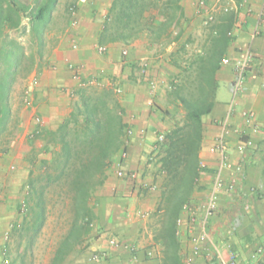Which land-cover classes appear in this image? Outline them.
Here are the masks:
<instances>
[{"label": "crops", "instance_id": "1", "mask_svg": "<svg viewBox=\"0 0 264 264\" xmlns=\"http://www.w3.org/2000/svg\"><path fill=\"white\" fill-rule=\"evenodd\" d=\"M112 1L59 0L46 32V48L39 67L14 87L12 106L17 136L9 152L0 158V168H5L8 161L15 162L20 171L17 185L21 186L13 182L12 185L24 192L30 172L41 167L42 160L52 157L51 153L43 151L44 143L35 138L34 133L39 129L58 127L70 113L74 92L80 86L113 87L123 106L125 121L133 129L125 166L139 171L141 180L155 183L158 188L143 189L112 174L98 193L101 204L97 211L103 229L90 248L72 252L65 264H164V248L155 240L159 227L155 212L164 176L158 172L155 163L147 161V157L153 151L157 133L169 127L148 105L149 78L157 68L153 55L163 50L170 55L178 47L176 43L165 48L151 46L146 37L130 43L101 44L100 34ZM207 1L210 6L218 7L216 21L208 24L211 26L209 35L222 17L234 14V40L226 57L228 63L223 62L216 75L219 88L214 108L204 118L205 136L200 152L204 170L199 178L202 188L195 194L196 219L183 212V222L178 229L182 260L184 264L186 254L194 246V238L203 237L202 252L196 264H227L232 253L236 255L237 264H264V258L255 254L264 239V18L258 19L262 0H241L238 11L230 13L219 8L225 0ZM183 5L187 19L184 38L192 34L194 25L198 28L200 24H207L204 16L197 13V0H183ZM71 6L77 8V24L73 23L69 13ZM249 7L253 9L252 13H248ZM100 45L107 46V50L100 52ZM205 45L206 41L201 52ZM145 61L148 67L144 73ZM70 63L79 68L78 75L70 68ZM240 77L242 82L237 87ZM27 89H30L32 105L24 100ZM117 89L121 91L117 92ZM244 111L254 112L251 123L246 121ZM38 116L43 121L42 126L37 123ZM224 125L229 128L226 154L231 168L222 167L223 157L219 151H211L222 135ZM253 126L258 128L257 133L252 132ZM248 136L253 138L254 145L242 150L243 140ZM238 165L240 169H237ZM218 176L226 182L236 178V187L219 192L218 208L205 224L207 199ZM139 210L149 216H139ZM0 211L4 212V209ZM6 212L7 217L0 220V264H22L26 239L7 236L22 214L18 210L14 214L13 209ZM46 226L26 254V264H49L53 258L62 232L45 240ZM114 237L119 241L117 245L110 243ZM18 243L21 244L19 250L16 248ZM6 248L10 263L4 262ZM149 251L153 254L149 255ZM95 253L106 256L98 261L91 260Z\"/></svg>", "mask_w": 264, "mask_h": 264}, {"label": "trees", "instance_id": "2", "mask_svg": "<svg viewBox=\"0 0 264 264\" xmlns=\"http://www.w3.org/2000/svg\"><path fill=\"white\" fill-rule=\"evenodd\" d=\"M58 3L0 0V158L9 152L17 129L12 106L14 87L39 67L46 32ZM233 15L222 17L220 24L212 28L204 51L182 64L174 56L186 48L182 42L187 22L183 0H113L100 34L101 44L130 43L146 37L151 46L165 48L176 43L178 47L170 58L181 69V80L172 83L170 103L183 109L184 115H172L174 124L157 133L159 147L154 162L164 176L155 212L159 224L155 240L164 248V264H183L178 222L186 204L192 209L198 207L195 194L202 188L199 178L204 170L200 161L204 118L214 108L219 88L216 75L234 40L229 35ZM152 108L157 111L159 107ZM128 127L113 87L82 85L75 90L71 111L58 127L34 133L43 141V151L52 157L30 172L18 204L22 217L7 235L26 239L22 264H26V254L55 209L59 210L57 217L64 232L49 264H65L72 252L92 246L103 229L97 211L101 204L98 193L112 174L117 175L118 166L126 172L124 179L142 188L120 157L127 149ZM161 134L163 141L158 140ZM20 246L18 243L17 250ZM5 255L4 262L10 263L7 248Z\"/></svg>", "mask_w": 264, "mask_h": 264}, {"label": "built area", "instance_id": "3", "mask_svg": "<svg viewBox=\"0 0 264 264\" xmlns=\"http://www.w3.org/2000/svg\"><path fill=\"white\" fill-rule=\"evenodd\" d=\"M225 1H226V3L223 4L221 7H219L225 13L237 12L238 9H239L240 4L242 2L241 0H225ZM217 8L218 7H216V6L215 7L214 6H210L207 0H197V13L204 16V23L207 24V25L213 23L216 20V10H217ZM247 11H248V13H252L253 9L249 7ZM69 13H70V15H71V17L73 19V23L77 24V22H78V20H77V14H78L77 8L75 6H71L70 9H69ZM263 18H264V0H262L261 9H260V11L258 13L259 21H261ZM229 35L232 36L233 35V31H230ZM74 46L76 47V44ZM98 50L103 53V52H105L107 50V46L100 45V46H98ZM228 61H229L228 59L224 60L225 63H228ZM69 66L76 73V75H78V73H80L79 68L76 65L70 63ZM147 67H148V63H147V61H145L143 63V72L144 73L147 71ZM241 82H242V77L239 78V80L237 82V87H239L241 85ZM158 88H159V81L156 78L150 79L149 80V95H150V99L148 101V105L151 106V107L154 106L155 96H156V94L158 92ZM120 91H121L120 89H117V92H120ZM29 94H30V89H27L25 91L24 99H25V102L28 105H32V101H31V99L29 97ZM243 114H244V116L246 118V121L248 123H251L253 118H254V112L253 111H244ZM36 120H37V123L42 126L43 121H42L41 117L38 116L36 118ZM142 132L144 133L145 130L143 129ZM252 132L253 133H257L258 132V128L256 126H253ZM227 133H229V128H228L227 125H224L223 131H222V135L219 137L217 143L211 148V151H213V152L219 151L222 154V157H223L222 167L231 168L232 167V163L228 160V157H227V154H226V152H227V142H226ZM132 136H133V129L128 127V129H127V138L128 139L126 140L127 146L129 145L130 138ZM163 139H164V135L163 134L159 135L158 140L159 141H163ZM253 145H254L253 138L248 136L247 138H245L243 140V143L241 145V149L244 150L246 148L252 147ZM158 147H159V145H157V142H156L154 144L152 153H150V155L147 157V161L148 162L154 163L156 161V159H157L156 150L158 149ZM120 157H121V160L127 161V158L129 157L128 149H124L121 152ZM240 168H241V166L238 165L237 169H240ZM116 172H117V176L121 177V178H123L126 175L125 170H123L119 166H118ZM130 176H131V178L134 181L140 182L141 187L144 188V189L156 190L158 188V186L155 183H150L148 181L141 180L140 173L137 170H133L130 173ZM236 182H237L236 178H232L229 182H226L221 176L217 177V179H216V181H215V183L213 185V188L211 190V193L209 194L208 199H207L206 211H205V217H204V223L205 224L207 223L208 218L211 215H213V213L218 208L219 192L221 190H223V189H228V190L235 189ZM197 210H198V208L192 209V206L189 205V204H186L184 206V208H183V211L185 213H188L189 216L193 220L196 219ZM138 215L143 217V218H146V217L149 216L148 213H146L144 211H141V210L138 211ZM182 222L183 221H182V218H181L179 220V222H178V227H180L182 225ZM178 232H179V230H178ZM7 235H8V233H7ZM203 239H204L203 237H195L194 238V246L192 248V251L190 253L186 254L185 263L184 264H196V259H197V257H199L201 255V252H202L201 243H202ZM110 243L112 245H117L119 243V241H118L117 238L114 237V238H112L110 240ZM152 254H153V251H149V255H152ZM255 254L264 258V239L262 240L261 244L256 249ZM105 256H106L105 254L95 253L92 256L91 260L98 261V260H100L101 258H103ZM227 264H237L236 255L234 253H232L230 255V257H229V259L227 261Z\"/></svg>", "mask_w": 264, "mask_h": 264}, {"label": "rangeland", "instance_id": "4", "mask_svg": "<svg viewBox=\"0 0 264 264\" xmlns=\"http://www.w3.org/2000/svg\"><path fill=\"white\" fill-rule=\"evenodd\" d=\"M210 27L211 26L209 25L207 26L200 24V27L197 28L194 25L192 34H190V36L186 35L182 40V42L186 44L185 50L181 51L179 54H175L174 56L178 63L182 64L184 61L192 59L196 57V55H199V53H201L204 41H207L210 37L208 31ZM162 54L163 57L160 56ZM153 56L156 58L157 62L156 72L153 76L159 81V88L155 96L154 105L156 106V108L159 107L157 110V114L161 121L165 122V124H163L166 127H170L175 122V119L172 115L177 116V118H182L184 115L183 109L176 107L170 103L172 100V83L173 81L175 83L180 82L181 76L179 73L181 69L173 64L170 55H166L164 50L158 52L157 54H154ZM23 78L26 77H22L21 79ZM167 113H171V115ZM16 136L17 135L15 133L14 137L12 138L13 141L15 140ZM4 156L5 155H3L2 157ZM19 173V167L15 162L8 161L5 165V168H0V207H2L0 209H4V212L0 211V220L1 217L3 219H5L4 216L7 217L8 213L6 212V210L13 209L15 211L14 214H17L18 204L24 197V192L21 191L20 188H18L21 185H17L19 182ZM12 182L16 183L18 187L14 185L13 188ZM16 187L17 189H15ZM58 211V209H55V211L50 215L44 232L45 240H47L50 236H54L60 232H64V226L61 225L57 217Z\"/></svg>", "mask_w": 264, "mask_h": 264}]
</instances>
